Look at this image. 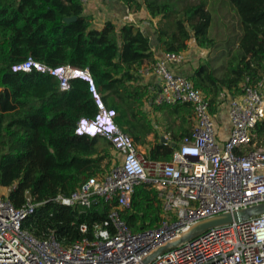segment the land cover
Listing matches in <instances>:
<instances>
[{"label":"trees","instance_id":"obj_1","mask_svg":"<svg viewBox=\"0 0 264 264\" xmlns=\"http://www.w3.org/2000/svg\"><path fill=\"white\" fill-rule=\"evenodd\" d=\"M122 1L133 11L143 8L150 18L159 19L153 34L163 52H183L190 39L215 52L211 60L222 61L219 70L226 74L216 77V69L206 63L190 77L208 97L212 113L218 91L224 87L238 95L246 77L256 80L262 73L264 0H215L226 7L220 19L222 39L209 37L213 22L209 8L214 1ZM72 17L74 21H64ZM29 58L50 68L88 70L103 105L116 112V125L152 160L168 161L190 135L192 108L186 104L155 107L181 118L186 126L171 133L165 128L170 139L162 142L144 109L148 89L138 75L156 61L150 31L133 23L116 26L110 20L96 27L81 0H0V187L8 189L6 198L16 208L25 195L37 205L23 221V229L39 238L53 232L59 243L70 245L83 238L81 225L90 235L93 225L103 222L112 207L103 203L90 209L65 207L53 199L104 174L109 165L107 147L112 145L102 137L75 133L81 118H93L98 112L89 83L72 79L68 90L62 91L58 80L47 73L12 71ZM251 138L255 147L264 149V122ZM161 212L156 190L141 185L121 218L132 232H139L157 225Z\"/></svg>","mask_w":264,"mask_h":264},{"label":"built area","instance_id":"obj_2","mask_svg":"<svg viewBox=\"0 0 264 264\" xmlns=\"http://www.w3.org/2000/svg\"><path fill=\"white\" fill-rule=\"evenodd\" d=\"M184 59L182 52H164L152 66L138 71L140 78L152 76L157 81V91L148 97L151 105L192 108L191 133L168 161L139 153L116 123L101 128V118H115L116 112L105 108L88 70L50 68L32 58L12 67L13 72L47 73L58 80L62 91L68 90L72 79L89 83L98 112L93 118H81L75 133L105 138L115 157L107 172L53 201L65 207L90 209L103 203L112 208L103 222L93 225L90 235L81 225L83 238L62 245L53 232L39 238L22 228L37 207L29 195L18 208L0 195V264H264V213L209 226L182 244L167 246L206 220L264 204V149L251 142L256 126L264 122V60L259 77H246L240 94L226 99L222 117L210 111L208 97L178 71ZM218 117L227 121L228 132L223 134ZM163 138L166 143L168 137ZM141 185L156 190L161 220L152 228L132 232L121 213L130 208L134 190Z\"/></svg>","mask_w":264,"mask_h":264},{"label":"crops","instance_id":"obj_3","mask_svg":"<svg viewBox=\"0 0 264 264\" xmlns=\"http://www.w3.org/2000/svg\"><path fill=\"white\" fill-rule=\"evenodd\" d=\"M138 1L142 2V0H138ZM208 1H209V3H211V1L215 2V0H208ZM210 7L211 8H209V9H210V12H211L212 17H213L212 24L214 23V20H217L218 23L221 24L220 19L222 17V12H224V9L226 7H224V8L219 7L217 5V2H215V5L211 4ZM84 12L86 15L92 16L93 24L96 27H101L105 21L110 20L116 26H120V25H123L126 23H133L136 27H138L142 31H144V30L150 31L151 42H152V51L154 53L155 59L157 60L164 53L157 46L156 39H155V36L153 34V32L155 31L154 29H155L159 19L150 18L149 15L146 13V11L143 8H141V10L139 12L133 11L122 0H106V1L86 0V2L84 3ZM211 27H212V25H211ZM211 27H210V29H211ZM210 29H209V31H210ZM223 31H224V29H223ZM211 38H213V37H211ZM182 53L185 55V59H184V62L179 66L178 71L180 73L188 76L189 78L191 77V75L194 73V71L200 65L206 64V63H210V65H212L216 69L214 72L215 73L214 75L216 77L224 76L226 74L225 70H223V69L219 70L220 65L222 64V61L218 60V61L213 62V60H211L214 58L213 54H215V52H213V51L210 52L208 49H204V48L197 46V44L194 42L193 39H190L187 42V49L185 51H183ZM141 80H142V82H141L142 85H145L148 89L147 97H149V96L151 97L153 95V93L155 91H157L156 79L154 77L150 76V77L143 78V79L141 78ZM236 95L237 94L231 95L229 90H227L224 87L222 88V90L218 91V94H217V96H218L217 101L218 102H217V106H216L217 113H219L222 117H224V112H225V105L224 104L226 103V99L230 96H236ZM155 107L156 106H153L150 104L149 99H148L147 103L144 105V109L146 111H148V115H151V113H152L151 109H155V111L158 110ZM166 114H169V113H166ZM172 117H174V116L172 115ZM148 119H149V116H148ZM176 119H177L178 123L175 126V129H173V131H177L181 127L186 128V126L183 124V121L181 120V118L179 119L177 117ZM218 120H219V117L217 118V122H218ZM191 127L193 128V120H191L190 128ZM222 129L225 131V132L223 131V134L228 132V130H229V125H228L226 120H225V123L223 124ZM168 132L171 133V131H168ZM157 133H159V132H157ZM164 136H166V137H168V139H170L169 133H167V134H166V132H164L163 134L159 133V137L161 139H164L163 138ZM149 138H152V136H149L148 139ZM135 147L137 148V151L139 153H144L146 155L145 151L144 152L139 151V149H138L139 147H137L136 145H135ZM0 192L2 194H4V196H5L8 193V189L0 187Z\"/></svg>","mask_w":264,"mask_h":264},{"label":"rangeland","instance_id":"obj_4","mask_svg":"<svg viewBox=\"0 0 264 264\" xmlns=\"http://www.w3.org/2000/svg\"><path fill=\"white\" fill-rule=\"evenodd\" d=\"M196 1H198V0H188V2H196ZM183 3H185V1ZM179 5L181 7L182 2H179ZM209 36L213 37V38H216V39L224 38V31H223L222 27L220 26V24L218 23L217 20H214V23L212 24V27H211V29L209 31ZM154 111H155V109H151L152 113H151V115H148L149 116V121H150L151 126L154 129V131H157L160 134H163L165 128L166 129L167 128L171 129L170 131L175 129V126L178 123L177 119L175 118V116L172 117V115L166 114V113H168L167 110H156L155 112ZM217 123L221 127L225 122H224V120L219 119ZM152 139L153 138H149V140H151V141H152ZM138 149H139V151H143L144 152L143 148L139 147ZM107 150H108V153H109V158L107 159V161H109V165H108V168H106L104 172H107L110 169L111 163H112V159L115 157V152H114L112 147L108 146ZM105 162H106V160L104 161V163ZM0 195L4 196V194H2L1 192H0Z\"/></svg>","mask_w":264,"mask_h":264},{"label":"water","instance_id":"obj_5","mask_svg":"<svg viewBox=\"0 0 264 264\" xmlns=\"http://www.w3.org/2000/svg\"><path fill=\"white\" fill-rule=\"evenodd\" d=\"M74 20H75V17H72V18H66L64 21L66 23H70ZM161 141L165 142V139H161ZM172 146L175 147V144L173 143ZM263 213H264V204H261L259 206H255L253 208H250L248 210H245V211L233 214V215L226 214V215H222V216L210 219V220H206V221L196 225L187 234H185L184 236H182L178 240H175L174 242L169 243L167 246L182 244V243L196 237L204 229H206L209 226L228 224V223L232 222L233 220L244 221V220H248L251 217H255V216H258V215L263 214ZM160 250H162V249H159V251Z\"/></svg>","mask_w":264,"mask_h":264},{"label":"clouds","instance_id":"obj_6","mask_svg":"<svg viewBox=\"0 0 264 264\" xmlns=\"http://www.w3.org/2000/svg\"><path fill=\"white\" fill-rule=\"evenodd\" d=\"M114 119L115 118L113 116H111V115H108L107 117L105 116V117L101 118V121H100L101 128H102V126L104 128H106V129L110 128L112 126V124L115 123ZM78 136H88V137H91V138L96 137V135H92L91 136V135L84 134V133H78Z\"/></svg>","mask_w":264,"mask_h":264}]
</instances>
